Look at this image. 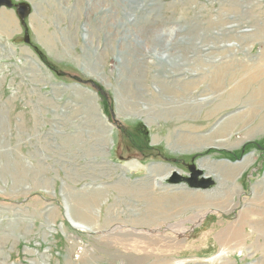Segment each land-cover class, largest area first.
I'll return each mask as SVG.
<instances>
[{
  "label": "rangeland",
  "instance_id": "1",
  "mask_svg": "<svg viewBox=\"0 0 264 264\" xmlns=\"http://www.w3.org/2000/svg\"><path fill=\"white\" fill-rule=\"evenodd\" d=\"M11 1L31 9L21 22L0 8L11 23L0 29V264H264V128L249 133L264 108L250 120L245 95L190 103L264 58V0ZM222 34L242 39L204 57ZM223 62L233 63L222 91H209ZM200 70L185 101H151L154 78L179 91ZM240 112L224 138L202 137ZM179 132L202 138L181 144ZM191 164L214 184L167 181ZM223 165L237 167L233 179Z\"/></svg>",
  "mask_w": 264,
  "mask_h": 264
},
{
  "label": "bare ground",
  "instance_id": "2",
  "mask_svg": "<svg viewBox=\"0 0 264 264\" xmlns=\"http://www.w3.org/2000/svg\"><path fill=\"white\" fill-rule=\"evenodd\" d=\"M148 6H149V4H146L144 6V8L146 9ZM0 16H1L0 19H2L5 15L2 12L0 14ZM9 21H10L9 19L8 20H6V19L0 20V29L1 30L4 29V28L6 29L8 27L7 26V23L8 24H11ZM11 21H12V19H11ZM162 32H163L162 34L159 33L158 35L160 37H164V39H166V43L167 44L170 43L171 38H172V34H173V30L172 29L171 30L170 29H165ZM224 37H225L224 34H222V36L217 35L210 42V44H208L209 43L208 41L204 40L206 42H205V44L203 43L201 45V47L202 46L207 47V44H208V47L209 48H212L211 50H208L209 52H207V54H205L204 57L205 56H209V55L216 56V55L225 53L224 50H226V49H224V47H223V50L222 51L216 50V48L219 45L218 43H220V42H221L220 45H226V44L223 43V41L224 42L229 41V40H238L239 41V40L242 39V38L239 39V37H236V36H230V34L228 35L227 40L224 39ZM193 38H195V37H193ZM195 40H196V38H195ZM154 52H155V54H156V56L158 58H160L161 60H166L165 62H167V63L169 62V64H172L174 66H175V64H178V62L180 60H182V59H180L179 56H176V55H173V54L163 55L164 54L163 53L164 51L161 52V53H159L160 51L158 49H155ZM262 52L264 53V50ZM263 53H262V55H263ZM204 63L205 62H204V59H203V64ZM231 63H233V62H231ZM231 63L230 64H225L223 62L219 66L214 67L213 72H211V74H212L211 75V80H210V82L207 81V86H208V90L209 91L212 89V87H214L213 88L214 90L213 89L211 90L212 92L213 91L216 92V91H220V90L222 91V88H223V85H224L225 76L229 72V69H231V67H230V65H232ZM209 65H211V64H209ZM157 71H159V70H157ZM205 73L200 70L199 76L197 78L191 79L189 81H182L183 82L182 89L179 90V91L178 90H175V87L174 86H166V85H164V83H163V81L161 79H160V81H157V79L154 78L153 80H154V83L156 84L157 90H156L155 93H152L151 94V101L152 102L155 101L156 104L157 103H159V104L169 103L170 100H172L173 98H178V99H181V101H185L184 98H183L184 97V94L187 93L188 91L194 89L198 84H200L201 82H203V80L206 78V74ZM159 75H160V73L159 74L157 73V78L159 77ZM157 83H158V86H157ZM229 84H230V88H229V90L227 92H223V91L221 93L218 92L217 95H212V96H203V95H201V98L200 99L193 100L190 103L191 104L192 103H197V104L203 106V105L209 103L210 102V99L212 98L213 99V100L211 99L212 101H216V104L219 105L221 108H223V107H228L230 104H233V105L238 104L239 103V97L241 95H245V97L243 99V102L245 104L251 106L250 107L251 110H250L249 113H250V117H251L250 120H252L253 118H255V116L257 115L258 111L261 110L262 108H264V58L262 60H260L257 64L252 65V66H249V67H246L243 70H241L239 68L238 69H235V71L232 72L230 74V76H229ZM205 91H207V89H205ZM163 96H166L167 98L166 99H163ZM188 104L189 103H186L185 102V106H183L182 103L181 104H178V105H174V106H169L166 109V113L169 115L171 112L176 111L177 113L175 112L173 114H178L179 111L182 110V112L180 113V115H181L183 113L184 109H186L185 107ZM246 115H248L246 112H243V113L240 112V114L237 113L236 115H231V116L225 118L224 120L220 121V123H218V125L216 126V128H214L212 131H210L207 136H202V137L205 140H207L206 138H209L211 140L212 139L215 140V139L224 138L225 136H223V135L226 134V132H228V130L230 129V127L232 126V124L235 121H238L240 118H242V117L244 118ZM177 124H179V126L182 125L183 128H185L186 126H188L191 129H195V128H193V125L194 124H192V125L191 124H188V123L186 124V123H182V121H178ZM263 128H264V126L256 125L255 127L251 128L249 130V133L252 132V131L260 130V129L263 130ZM202 137L201 136H198L197 137V136H193V135H190L188 133H182V132H179L177 134V140L181 144L188 143V141L190 139H192V140L197 139V138H200L201 139ZM236 168H233L232 166H228V165L227 166L223 165V168H222V173H223L222 175H223V177L225 179H233V176L235 174ZM151 170L153 171V170H158V169H155L154 168V169H151ZM164 178H165V176L163 178L161 177L160 179L162 180ZM198 197H199L198 195H195L194 197L191 196V200L190 201L193 202L192 203L193 205H195L196 202L198 201ZM81 198H83V197H81ZM65 200H67V199H65ZM81 200H82V202H80V203H84L85 202V200H83V199H81ZM66 212H67V215L69 216V218L71 219V221L73 222V225L74 226H76V225L77 226H83V224H82L83 222L76 221V219L72 215V213H74V211H72L71 207L68 206V205H66ZM80 212H81L80 216L83 217V219H87L86 217L88 215L86 216L83 213L82 208H81ZM156 214L158 216L159 215L164 216L165 213H164V211L160 210V211H157V213H155L154 215H156Z\"/></svg>",
  "mask_w": 264,
  "mask_h": 264
},
{
  "label": "water",
  "instance_id": "3",
  "mask_svg": "<svg viewBox=\"0 0 264 264\" xmlns=\"http://www.w3.org/2000/svg\"><path fill=\"white\" fill-rule=\"evenodd\" d=\"M0 7H14L21 22H23L30 13V6L24 2L13 5L11 0H0ZM23 40L24 42H29L28 36ZM188 170L190 172L188 176H182L176 171H173L167 181L169 183H179L182 181L187 183L190 188L194 189H206L214 184L213 179L209 175H204L202 170L195 167L194 164L188 165Z\"/></svg>",
  "mask_w": 264,
  "mask_h": 264
},
{
  "label": "crops",
  "instance_id": "4",
  "mask_svg": "<svg viewBox=\"0 0 264 264\" xmlns=\"http://www.w3.org/2000/svg\"><path fill=\"white\" fill-rule=\"evenodd\" d=\"M1 13H2V12H1ZM1 13H0V14H1ZM3 13H4V12H3Z\"/></svg>",
  "mask_w": 264,
  "mask_h": 264
}]
</instances>
